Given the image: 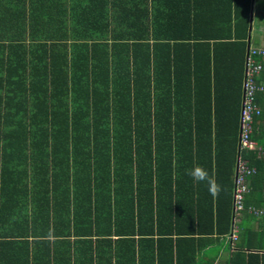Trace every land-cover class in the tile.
Listing matches in <instances>:
<instances>
[{
	"label": "trees",
	"instance_id": "obj_1",
	"mask_svg": "<svg viewBox=\"0 0 264 264\" xmlns=\"http://www.w3.org/2000/svg\"><path fill=\"white\" fill-rule=\"evenodd\" d=\"M250 11L0 0V264L205 262L232 229ZM252 127L243 201L264 206V110ZM243 217L224 264H264V216Z\"/></svg>",
	"mask_w": 264,
	"mask_h": 264
},
{
	"label": "built area",
	"instance_id": "obj_2",
	"mask_svg": "<svg viewBox=\"0 0 264 264\" xmlns=\"http://www.w3.org/2000/svg\"><path fill=\"white\" fill-rule=\"evenodd\" d=\"M264 57V48L251 47L248 50L245 59V71L243 79V97L240 112V133H239V152L253 149L254 143L250 139L252 133V123L254 116L259 115L264 108L257 104L256 93L264 92V61L258 60L257 57ZM255 172L254 168L247 165V161L239 154L236 164V177L233 188V217L232 230L226 237V242L230 245L237 240V222L245 210L244 195L248 191L247 176ZM256 215L264 214L262 209H249Z\"/></svg>",
	"mask_w": 264,
	"mask_h": 264
},
{
	"label": "crops",
	"instance_id": "obj_3",
	"mask_svg": "<svg viewBox=\"0 0 264 264\" xmlns=\"http://www.w3.org/2000/svg\"><path fill=\"white\" fill-rule=\"evenodd\" d=\"M208 1L210 2V5L214 6V8H218V7H222L223 3L227 0L225 1L224 0H208ZM246 40H247V51L251 47L264 48V0H251L250 22H249ZM257 59L264 61L263 56L257 57ZM244 69H245V65H244ZM243 79H244V76H243ZM259 80L264 81L263 78H260ZM241 104H242V101H241ZM259 105L264 108V105H261V103H259ZM239 133H240V130H239ZM252 142L254 143V148L247 149V150H257L260 153L261 152L260 146L254 140H252ZM239 154L240 152H239V134H238L234 181L236 177V164H237ZM253 168L255 169V167ZM233 188H234V185H233ZM263 191H264V188H263ZM251 208L264 210V206H256L254 204H248L247 206H245V210L242 212L236 224L238 228L237 229V235H238L237 240L233 243V245H230L229 243L226 242L225 237H221L218 241L212 243L209 247H206L205 250L200 253V259L205 260L203 264H209L210 260H211V264H224V259L230 256L231 252H233L237 248V241L239 240V233H240V228H241L240 224L242 220L244 219L243 217L244 213L252 215V216L254 215L255 217L264 216V214L256 215L252 212H249V209ZM232 211H233V197H232ZM250 226L252 228H257V224L255 221H252L250 223Z\"/></svg>",
	"mask_w": 264,
	"mask_h": 264
},
{
	"label": "clouds",
	"instance_id": "obj_4",
	"mask_svg": "<svg viewBox=\"0 0 264 264\" xmlns=\"http://www.w3.org/2000/svg\"><path fill=\"white\" fill-rule=\"evenodd\" d=\"M187 174L198 183L206 181L208 184L209 192L214 197L219 194L221 190L220 185H218L214 179L209 177L207 170H205L202 166H195L193 169L188 170Z\"/></svg>",
	"mask_w": 264,
	"mask_h": 264
},
{
	"label": "rangeland",
	"instance_id": "obj_5",
	"mask_svg": "<svg viewBox=\"0 0 264 264\" xmlns=\"http://www.w3.org/2000/svg\"><path fill=\"white\" fill-rule=\"evenodd\" d=\"M211 252V251H210Z\"/></svg>",
	"mask_w": 264,
	"mask_h": 264
}]
</instances>
